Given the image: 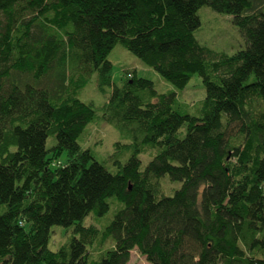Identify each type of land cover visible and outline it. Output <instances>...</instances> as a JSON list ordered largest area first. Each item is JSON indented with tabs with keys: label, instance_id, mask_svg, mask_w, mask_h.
Masks as SVG:
<instances>
[{
	"label": "trees",
	"instance_id": "1",
	"mask_svg": "<svg viewBox=\"0 0 264 264\" xmlns=\"http://www.w3.org/2000/svg\"><path fill=\"white\" fill-rule=\"evenodd\" d=\"M204 5L233 16L244 48L199 44ZM117 44L176 89L199 74L201 106L127 70L113 82ZM90 72L112 88L101 118L130 140L113 170L78 142L97 112L78 96ZM111 203L105 226L84 224ZM53 226L71 229L57 250ZM133 249L150 264H264V0H0V264H127Z\"/></svg>",
	"mask_w": 264,
	"mask_h": 264
},
{
	"label": "rangeland",
	"instance_id": "2",
	"mask_svg": "<svg viewBox=\"0 0 264 264\" xmlns=\"http://www.w3.org/2000/svg\"><path fill=\"white\" fill-rule=\"evenodd\" d=\"M197 14L201 25L195 31V37L199 44L209 50L212 55L221 53L231 54L245 47V40L239 28L233 23L232 15L217 12L206 5L201 6ZM108 59L113 64L112 81L118 85L121 83V80L124 78V73L127 70L137 77H145L152 80L158 93L176 91L178 98L188 103L191 107L188 109L190 113H195L202 104V100L205 97V88L199 74L193 75L186 86L182 90H179L121 44H117L111 50ZM70 75V78H73L75 82L74 78L76 79L79 77V72L74 71L70 73ZM85 77L86 85L79 90L78 96L86 102H92L96 106L97 112L94 120L87 125L82 135L78 138V142L81 147L90 149L94 157L105 167L109 170H113L114 168L112 166L115 160L124 162L132 153L130 148L117 147L115 143H129L130 140L124 137L115 126L105 122L101 118V109L99 108L108 101L112 88L107 86L104 92L99 91L97 87V75L94 72H90ZM254 103L255 107H257L260 102L256 99ZM55 142L56 138L50 136L47 139V147H50ZM154 153L155 149H145V151H142L138 155L141 161V169L146 166ZM65 156L66 152L63 151L61 159L64 160ZM157 183L160 186L161 194L165 195H172L174 189L179 188L181 185L180 182L171 181L168 175L162 176L160 180H157ZM110 201L113 200L110 199ZM120 205L122 206V204ZM115 212V203H111L109 211L104 216L94 217L93 211L84 219V224H94L97 227H103L112 219ZM70 234L71 229L53 226L51 228V237L48 244L49 248L57 250L67 241ZM111 245L112 241L108 239L101 245L95 243L92 247H89V254L92 257L90 261H98L101 258L99 254ZM127 264L150 263L138 252V250L134 249L130 253Z\"/></svg>",
	"mask_w": 264,
	"mask_h": 264
},
{
	"label": "crops",
	"instance_id": "3",
	"mask_svg": "<svg viewBox=\"0 0 264 264\" xmlns=\"http://www.w3.org/2000/svg\"><path fill=\"white\" fill-rule=\"evenodd\" d=\"M134 250V249H133ZM137 250V249H136ZM143 257H145V256H143Z\"/></svg>",
	"mask_w": 264,
	"mask_h": 264
}]
</instances>
